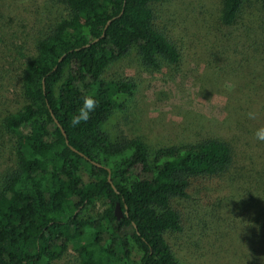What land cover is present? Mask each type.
I'll use <instances>...</instances> for the list:
<instances>
[{"label": "trees", "instance_id": "trees-1", "mask_svg": "<svg viewBox=\"0 0 264 264\" xmlns=\"http://www.w3.org/2000/svg\"><path fill=\"white\" fill-rule=\"evenodd\" d=\"M48 1L57 15L37 30L33 53L13 48L22 102L1 120L16 162L0 179V264H53L69 246L76 264H178L164 237L182 226L171 201L220 184L232 147L204 138L150 148L102 129L134 89L130 78L102 79L109 63L131 48L147 67L181 60L153 8L163 0ZM243 1L220 0L219 26L236 23ZM84 97L98 107L73 126ZM96 201L104 207L84 217Z\"/></svg>", "mask_w": 264, "mask_h": 264}, {"label": "rangeland", "instance_id": "rangeland-1", "mask_svg": "<svg viewBox=\"0 0 264 264\" xmlns=\"http://www.w3.org/2000/svg\"><path fill=\"white\" fill-rule=\"evenodd\" d=\"M153 8L181 60L147 67L131 48L109 63L102 79L130 78L134 89L102 129L111 139H137L150 148L204 138L228 142L230 172L220 184L173 199L181 231L164 237L178 264H264V142L255 136L264 127L263 6L243 1L229 27L219 26L220 0H163ZM55 13L48 0H0V179L16 162L1 120L22 102L13 48L32 54L37 30ZM103 207L96 201L83 216ZM53 264H76L71 246Z\"/></svg>", "mask_w": 264, "mask_h": 264}, {"label": "clouds", "instance_id": "clouds-1", "mask_svg": "<svg viewBox=\"0 0 264 264\" xmlns=\"http://www.w3.org/2000/svg\"><path fill=\"white\" fill-rule=\"evenodd\" d=\"M98 107L97 101L92 97H84L82 106L77 110V114L72 116L71 124L78 126L80 123H87L91 118V113ZM249 119H256V113H247ZM256 139L264 142V127L257 130L255 133Z\"/></svg>", "mask_w": 264, "mask_h": 264}, {"label": "water", "instance_id": "water-1", "mask_svg": "<svg viewBox=\"0 0 264 264\" xmlns=\"http://www.w3.org/2000/svg\"><path fill=\"white\" fill-rule=\"evenodd\" d=\"M108 22H109V20L106 21V24H105L104 28L106 27V25L108 24ZM101 36H102V35H101ZM51 115H52V114H51ZM54 121H55V123H57L56 119H54ZM57 125H58V123H57ZM58 126H59V129H60L62 135L64 136L65 143H67V139H66V136H65L64 130L62 129V127H61L60 125H58ZM70 148H71L73 151H75V149L72 148L71 146H70ZM107 179H108V181H109V177H107ZM113 213H114V215H115L116 218H120V217H122V213L120 212L117 203H116L115 206H114ZM125 214H126V211H125Z\"/></svg>", "mask_w": 264, "mask_h": 264}, {"label": "flooded vegetation", "instance_id": "flooded-vegetation-1", "mask_svg": "<svg viewBox=\"0 0 264 264\" xmlns=\"http://www.w3.org/2000/svg\"><path fill=\"white\" fill-rule=\"evenodd\" d=\"M121 212V211H120Z\"/></svg>", "mask_w": 264, "mask_h": 264}]
</instances>
